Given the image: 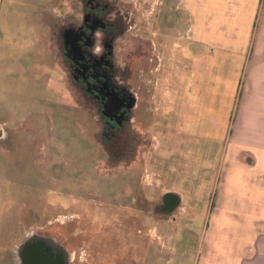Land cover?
Listing matches in <instances>:
<instances>
[{
	"label": "rangeland",
	"instance_id": "obj_1",
	"mask_svg": "<svg viewBox=\"0 0 264 264\" xmlns=\"http://www.w3.org/2000/svg\"><path fill=\"white\" fill-rule=\"evenodd\" d=\"M60 1L0 0V264H20L16 247L32 231L76 246V264H208L215 216L229 215L233 178L244 187L252 163L234 140L255 56L188 40L178 0H121L133 27L120 53L140 43L147 55L128 64L140 133L116 145L130 152L116 162L52 60ZM166 190L180 198L175 221L151 222L132 204Z\"/></svg>",
	"mask_w": 264,
	"mask_h": 264
},
{
	"label": "flooded vegetation",
	"instance_id": "obj_2",
	"mask_svg": "<svg viewBox=\"0 0 264 264\" xmlns=\"http://www.w3.org/2000/svg\"><path fill=\"white\" fill-rule=\"evenodd\" d=\"M60 3L61 9L52 17L49 28L52 60L63 72L67 91L76 106L86 110L95 121L96 130L93 127L91 130L94 144L107 158L116 156L117 160H124L130 152H121V148L117 153L116 145L127 141L133 145L129 135L134 134L137 140L140 133L137 130L131 133L138 98L130 82L128 64L133 54H139L140 58L147 55L140 43L138 50L129 49L126 56L120 53L127 48L133 27L132 13L121 0H61ZM132 204L151 222L175 221L173 214L180 207V198L166 190L156 201L142 199L137 194ZM16 249L20 264H76L77 247H68L51 233L32 231Z\"/></svg>",
	"mask_w": 264,
	"mask_h": 264
},
{
	"label": "crops",
	"instance_id": "obj_3",
	"mask_svg": "<svg viewBox=\"0 0 264 264\" xmlns=\"http://www.w3.org/2000/svg\"><path fill=\"white\" fill-rule=\"evenodd\" d=\"M178 3L188 21V40L205 48L213 44V49H229L243 56L250 50L255 56L252 66L260 67L261 74L257 75L250 69L251 88L240 110L243 125L233 141L244 145L252 163L246 166L244 187L237 183L236 172L229 215L220 212L215 216V247L205 251L203 258L208 264H264V124L253 125L259 113L264 112V88L255 84L261 81L264 86L261 57L264 0H178ZM224 240L227 245L222 244Z\"/></svg>",
	"mask_w": 264,
	"mask_h": 264
},
{
	"label": "trees",
	"instance_id": "obj_4",
	"mask_svg": "<svg viewBox=\"0 0 264 264\" xmlns=\"http://www.w3.org/2000/svg\"><path fill=\"white\" fill-rule=\"evenodd\" d=\"M117 161H121V160H116V162H117Z\"/></svg>",
	"mask_w": 264,
	"mask_h": 264
}]
</instances>
